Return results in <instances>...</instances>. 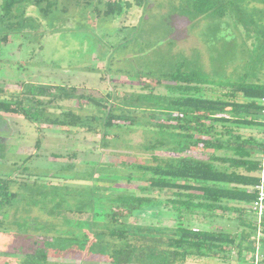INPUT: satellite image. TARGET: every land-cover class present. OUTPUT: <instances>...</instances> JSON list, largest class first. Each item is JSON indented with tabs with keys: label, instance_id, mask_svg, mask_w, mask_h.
Returning a JSON list of instances; mask_svg holds the SVG:
<instances>
[{
	"label": "rangeland",
	"instance_id": "1",
	"mask_svg": "<svg viewBox=\"0 0 264 264\" xmlns=\"http://www.w3.org/2000/svg\"><path fill=\"white\" fill-rule=\"evenodd\" d=\"M52 1L56 6L48 16L28 6L25 22L19 23L23 27L16 24L10 30V23L0 22V97L16 96L23 83L66 85L95 99L111 93L113 98L98 107L86 100L65 101L59 107L83 116L111 108L115 116L128 117L127 125L146 124L155 121L150 113L120 107L127 95L168 94L167 87L175 83L162 77L178 68L209 79H237L232 64L237 67L249 56L243 42L253 30L238 27V50L232 57L231 32L237 26L231 18L199 16L183 0H144L142 8L133 5L109 16L104 15L106 3L116 0ZM1 116L5 128L0 136L7 141L0 142V177L12 180L11 191L19 196L0 213V264H23L26 255L41 250L47 255L45 264H110L109 251L120 241L109 236L115 228L112 220L95 215V208L110 211L115 207L111 199L139 194L149 185L133 165L149 164L152 155L205 157L201 146L185 148L187 141L143 126L113 128L106 134L46 127L39 131L22 116ZM152 137H161L168 146L146 151ZM232 219L211 227L235 232ZM129 223L140 227L128 233V242L137 248L163 247L168 236L157 228L174 226L163 213L133 217Z\"/></svg>",
	"mask_w": 264,
	"mask_h": 264
},
{
	"label": "trees",
	"instance_id": "2",
	"mask_svg": "<svg viewBox=\"0 0 264 264\" xmlns=\"http://www.w3.org/2000/svg\"><path fill=\"white\" fill-rule=\"evenodd\" d=\"M134 1L135 4L107 1L104 15H119L133 5L143 7L144 0ZM183 2L193 6L199 16L231 18L237 26L231 32L232 57L238 47V27L253 30V34L246 33L243 42V51L249 56L238 61L237 67L235 62L231 67L237 79H209L201 72H182L178 68L162 77L175 83L167 87L168 94L132 93L121 102L120 107L150 113L155 121L146 124L127 125L128 117L115 116L111 108L97 116L64 111L59 103L86 100L98 107L113 98V94L95 99L78 95L75 87L40 83H23L16 96L0 97V114L22 116L38 126L39 131L46 127L106 134L113 128L143 126L145 130L187 141L185 148L201 146L204 150V158L152 155L149 164L133 165L149 185L141 187L139 194H121L111 199L115 207L110 211L95 208V215L102 214L112 220L115 228L109 236L120 241L109 251L110 264H255L258 252L264 264V239L258 246V223L252 210L256 200L253 188L259 183L264 149V31L261 28L264 0ZM30 5L39 7L40 13L48 16L56 3L52 0H3L0 22L10 23L6 24L7 28L13 30L16 24L25 22ZM7 39L2 38L4 42ZM250 39L253 42L248 44ZM54 108L61 112L53 113ZM114 120L124 122L114 123ZM167 146L166 140L152 137L144 148L155 152ZM11 183L12 180L0 177V212L18 199L19 195L11 191ZM163 193H167L165 199L160 198ZM148 213L153 217L163 213L174 221L173 227L157 228L159 234L168 236L163 247L137 248L128 242L131 229L135 232L140 229L129 220ZM231 217L237 225L235 232L211 227L218 220L231 221ZM262 230L264 232V222ZM46 258L41 250L26 255L23 264H45Z\"/></svg>",
	"mask_w": 264,
	"mask_h": 264
},
{
	"label": "built area",
	"instance_id": "3",
	"mask_svg": "<svg viewBox=\"0 0 264 264\" xmlns=\"http://www.w3.org/2000/svg\"><path fill=\"white\" fill-rule=\"evenodd\" d=\"M261 161H262V169L258 173L259 183L253 188V190L256 193V200L252 205V210L257 217V223H258V235H257L258 246L260 245V241L264 239V232L262 230V226L264 222V149H263V154L261 156ZM255 264H262V256L260 255L259 252L256 254Z\"/></svg>",
	"mask_w": 264,
	"mask_h": 264
},
{
	"label": "flooded vegetation",
	"instance_id": "4",
	"mask_svg": "<svg viewBox=\"0 0 264 264\" xmlns=\"http://www.w3.org/2000/svg\"><path fill=\"white\" fill-rule=\"evenodd\" d=\"M1 98H2V97H1ZM0 119L2 120V116H1V114H0ZM6 122H7V121H4V120H3V124H6ZM7 123H8V122H7ZM4 128H5V127H4ZM4 128H3L2 126H0V133H1V131H3ZM4 141H5V142L7 141V137H4V138H3V137L0 136V142H4ZM0 147H1V145H0ZM1 148H2V147H1ZM2 155H3V153H1V156H2ZM0 213H1V212H0ZM1 222H2V221H1ZM1 222H0V223H1Z\"/></svg>",
	"mask_w": 264,
	"mask_h": 264
}]
</instances>
